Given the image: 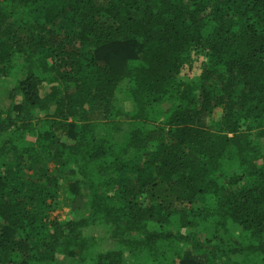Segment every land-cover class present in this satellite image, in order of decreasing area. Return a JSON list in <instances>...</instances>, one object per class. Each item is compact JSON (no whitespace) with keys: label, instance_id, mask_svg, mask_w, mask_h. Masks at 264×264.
Returning <instances> with one entry per match:
<instances>
[{"label":"trees","instance_id":"16d2710c","mask_svg":"<svg viewBox=\"0 0 264 264\" xmlns=\"http://www.w3.org/2000/svg\"><path fill=\"white\" fill-rule=\"evenodd\" d=\"M10 80L0 264H264V0H0Z\"/></svg>","mask_w":264,"mask_h":264},{"label":"rangeland","instance_id":"374dc122","mask_svg":"<svg viewBox=\"0 0 264 264\" xmlns=\"http://www.w3.org/2000/svg\"><path fill=\"white\" fill-rule=\"evenodd\" d=\"M13 86H14V82L12 80H10L9 81V86L7 88H5L4 90L1 91V94H0V108L1 107L6 108L13 101V97L10 94V90L12 89ZM14 101H15V99H14ZM128 108L130 109V105H129ZM48 165L52 166L50 163ZM65 187L68 189V183H65ZM65 193H67V192H65ZM60 195L62 197L64 196L63 194H60ZM61 196H60V198H61ZM65 196L67 197V196H69V194H65ZM76 201H77L76 202L77 203V206L78 205H82V197H81V194H80V196H78V198H77ZM67 211H68V208L64 205L63 208H60L58 210V214L60 213L61 215L62 214L64 215V214H66ZM100 228H101L100 225L97 224L92 229H88L87 231L90 232V233L91 232L104 233L106 231L104 228L101 229V230H100Z\"/></svg>","mask_w":264,"mask_h":264}]
</instances>
